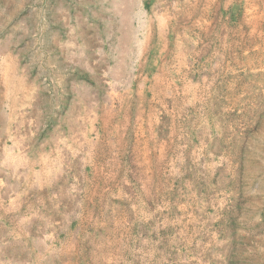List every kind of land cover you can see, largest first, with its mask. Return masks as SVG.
I'll return each mask as SVG.
<instances>
[{"label":"rangeland","instance_id":"obj_1","mask_svg":"<svg viewBox=\"0 0 264 264\" xmlns=\"http://www.w3.org/2000/svg\"><path fill=\"white\" fill-rule=\"evenodd\" d=\"M0 264H264V0H0Z\"/></svg>","mask_w":264,"mask_h":264},{"label":"bare ground","instance_id":"obj_2","mask_svg":"<svg viewBox=\"0 0 264 264\" xmlns=\"http://www.w3.org/2000/svg\"><path fill=\"white\" fill-rule=\"evenodd\" d=\"M124 1V0H123ZM126 4V3H125ZM117 5H119V4H117ZM118 7V6H117ZM130 7V5L128 6V7H125L124 9V11H123V14H122V18H121V21H120V23H122L121 25H122V27L125 29V32H122V33H124V35L119 39L120 40V42H124L125 40H126V38L128 37V35H129V33H131L129 30L131 29L130 28V26L127 24L128 23V20H127V18H128V15H130L129 14V8ZM120 10V9H119ZM122 10V9H121ZM120 10V11H121ZM122 12V11H121ZM116 13V12H115ZM129 17H131V16H129ZM125 21H127V23L125 22ZM164 32V31H163Z\"/></svg>","mask_w":264,"mask_h":264}]
</instances>
